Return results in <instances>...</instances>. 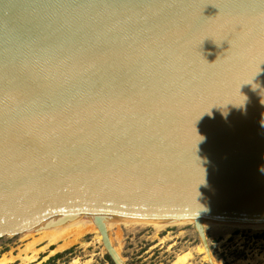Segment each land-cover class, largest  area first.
Here are the masks:
<instances>
[{"label": "water", "instance_id": "95a60500", "mask_svg": "<svg viewBox=\"0 0 264 264\" xmlns=\"http://www.w3.org/2000/svg\"><path fill=\"white\" fill-rule=\"evenodd\" d=\"M75 217L264 225V0H0V237Z\"/></svg>", "mask_w": 264, "mask_h": 264}, {"label": "rangeland", "instance_id": "374dc122", "mask_svg": "<svg viewBox=\"0 0 264 264\" xmlns=\"http://www.w3.org/2000/svg\"><path fill=\"white\" fill-rule=\"evenodd\" d=\"M87 219L80 217L79 223L1 236L0 264H114L92 220L80 235L74 234ZM106 227L110 242L124 264H172L175 260L176 264H264V228L223 230L220 225L205 224L210 258L190 220L160 228L108 221ZM64 233L70 234L67 240L72 242L61 247L65 240L59 236ZM55 234L58 238L53 241L49 237Z\"/></svg>", "mask_w": 264, "mask_h": 264}, {"label": "bare ground", "instance_id": "6f19581e", "mask_svg": "<svg viewBox=\"0 0 264 264\" xmlns=\"http://www.w3.org/2000/svg\"><path fill=\"white\" fill-rule=\"evenodd\" d=\"M80 217H75V218H71V219H66V220H64V221H62L60 224H57V225H53V226H58V225H64V224H67V225H70V224H72V223H79L78 221V219H79ZM91 221V219L90 218H88L86 221L84 220V222H85V224L83 225V227L81 226V228H78V229H76V231L74 232V234H78L79 233V235H80V232H83V231H85L86 229H87V224H91V222H88V221ZM110 222V221H117V222H129V223H143V224H147V225H151V226H153V227H156V228H160V227H164V226H167V225H170V224H179L180 222H182L183 220H175V221H162V220H160V221H158V220H140V219H114V218H110V219H103L102 220V223H104V227H106V223L107 222ZM88 222V223H87ZM203 223V226L205 225V224H211V225H220V226H222V228H224L223 230H225V229H230V228H232V227H242V228H244V227H247V228H254V229H263L264 228V225H258V224H237V223H226V222H213V221H203L202 222ZM207 226V225H206ZM47 227H49V226H47ZM78 227V226H77ZM79 227H80V225H79ZM210 227H212V226H210ZM218 227V226H217ZM97 228V227H96ZM205 228V227H204ZM221 228V227H220ZM61 229V228H60ZM106 229H107V227H106ZM218 229V228H217ZM216 229V230H217ZM98 230V229H97ZM215 230V229H214ZM63 231V230H62ZM99 232V231H98ZM51 234V233H50ZM59 234H61V233H59ZM107 234V233H106ZM52 235V234H51ZM57 234H55V236L53 235V237L51 236V237H49V238H51V239H53V241H54V238L56 239V237L58 238V236H56ZM68 235H70V234H66V233H64V234H62V235H60L59 236V238H63L64 237V240H65V243L64 244H62V246L61 247H65V246H67L69 243H71L72 242V240L71 239H69V240H67L68 239ZM99 235H100V241L102 242V235L100 234V232H99ZM50 239V240H51ZM108 239H109V237H108ZM57 240V239H56ZM63 240V241H64ZM74 240V239H73ZM109 241H110V239H109ZM110 244H111V242H110ZM112 245V244H111ZM113 247V246H112ZM61 249V248H60ZM113 251L115 252V257H116V259L120 262V263H122L123 264V261H122V259L120 258V256H119V254H118V252L115 250V248L113 247ZM207 256L208 257H210V255L207 253ZM211 258V257H210ZM172 264H176V260L172 263Z\"/></svg>", "mask_w": 264, "mask_h": 264}]
</instances>
